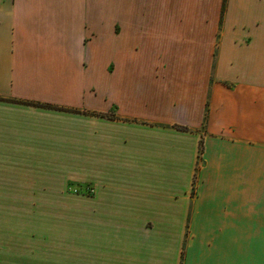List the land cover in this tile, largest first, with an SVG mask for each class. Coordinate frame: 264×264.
Segmentation results:
<instances>
[{
    "label": "crops",
    "instance_id": "0c3cea01",
    "mask_svg": "<svg viewBox=\"0 0 264 264\" xmlns=\"http://www.w3.org/2000/svg\"><path fill=\"white\" fill-rule=\"evenodd\" d=\"M0 264H264V0H0Z\"/></svg>",
    "mask_w": 264,
    "mask_h": 264
},
{
    "label": "rangeland",
    "instance_id": "374dc122",
    "mask_svg": "<svg viewBox=\"0 0 264 264\" xmlns=\"http://www.w3.org/2000/svg\"><path fill=\"white\" fill-rule=\"evenodd\" d=\"M52 165V164H51ZM75 173H78L81 176L82 169L81 168H73ZM68 171H62L61 174H65ZM51 177H40L38 182L46 183L52 182ZM59 183L54 186V190H37V199L38 200H50L57 202L59 204H66L60 203V200L73 199V202L70 203L68 206H52V207H43L37 208V213L41 211V213H54V214H63V215H76L80 216L82 214V206L80 203V198L83 194L87 193L88 186L86 183H83L81 179L79 181L72 182L73 184L70 185L69 180L65 183L62 180L58 181ZM41 186V185H38Z\"/></svg>",
    "mask_w": 264,
    "mask_h": 264
}]
</instances>
